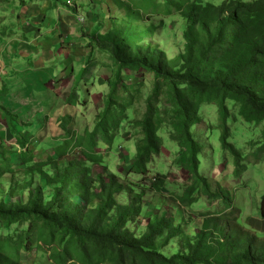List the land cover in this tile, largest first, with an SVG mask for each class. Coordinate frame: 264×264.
<instances>
[{
  "label": "trees",
  "instance_id": "16d2710c",
  "mask_svg": "<svg viewBox=\"0 0 264 264\" xmlns=\"http://www.w3.org/2000/svg\"><path fill=\"white\" fill-rule=\"evenodd\" d=\"M112 1L125 9L127 17L119 25L114 24L110 32L89 36L86 41L90 53L108 55L116 68L114 80L107 83L110 93L105 107L93 131L79 141L68 128L72 121L61 122L68 139L58 153L53 152L61 161L73 147H81L85 162L60 167L50 156L45 163L34 162L24 131L17 135L11 129L14 143L22 149L17 161L9 156L13 148L0 145V228L27 225L16 239L0 235V264H20V248L29 251L30 245L40 243L55 248L50 256L54 264H264V196L259 218L249 217L241 222L231 194L220 186L214 190L212 183L201 176L204 147L193 134L203 121L204 106L215 105L221 120V149L233 159V175L239 178L246 171L240 152L229 142L226 122L231 105L238 109L244 123L264 126V0H225L220 5L203 0ZM71 9L80 14L77 7ZM172 15L182 20L184 49L175 59L168 60L165 53L145 42L152 39L156 30L147 26L148 19ZM85 64L76 78L77 84L89 71V61ZM124 72L149 73L154 79L147 112L137 124L141 139L136 143L129 172L140 176L147 173L163 147L158 133L169 129L171 141L183 151V169L190 176V184L178 204L189 208L196 203L194 195L201 193L210 203H222L226 210L217 217L203 214L200 229L185 237L183 250L167 256L154 248L156 241L165 236L167 246L177 239L181 229L163 214L148 220L143 233L137 236L131 227L141 214L143 194L130 185L129 193L134 192L130 197L126 185L114 175L93 176L92 168L102 163L94 152L96 139L111 145L116 138L113 133L125 121L130 103H124L121 96L126 93L121 75ZM68 99L69 105L71 97ZM119 102L123 104L118 105ZM3 110L16 120L7 109ZM63 117L72 120L68 115ZM49 166L52 175L44 170ZM23 168L27 178L19 184L16 178ZM36 173L43 187L34 185ZM7 174L11 178L6 189L1 182ZM164 179H154L152 188L158 193ZM45 189H51L48 197ZM5 192L12 200H5ZM122 195H128V203L118 201Z\"/></svg>",
  "mask_w": 264,
  "mask_h": 264
},
{
  "label": "rangeland",
  "instance_id": "374dc122",
  "mask_svg": "<svg viewBox=\"0 0 264 264\" xmlns=\"http://www.w3.org/2000/svg\"><path fill=\"white\" fill-rule=\"evenodd\" d=\"M64 1L66 4L67 0ZM127 1L123 0L125 3ZM203 1L220 5L225 0ZM241 1L251 2L254 0ZM82 2L89 6L88 10ZM67 5L69 8L77 7L79 9L80 14L76 18L78 29L73 37L75 40L68 41L69 49L64 47L58 53H63L64 58L67 56L73 58L74 74H71V65L68 71L65 59L59 58L52 63L55 78L51 83L47 79L40 81L41 76L48 78L47 74H36L38 85L41 86V89L36 87L33 91L34 98L37 99L35 107L38 111L33 113L34 123H31V127L22 130L28 142V149L34 153V162L45 163L50 156L58 162L60 167L68 166L74 162H85L81 147L77 146L73 147L63 160H57L53 152L58 153L63 142L68 139L65 137L60 123L72 121L68 128L76 134L78 141L86 133H91L110 93L107 83L114 80L116 75V68L109 56L99 51L90 53L86 41L89 36L104 35L110 32L114 24L119 25L127 17L125 9L118 8L112 0H70V5ZM51 15L53 16L54 12H51ZM51 15H48L47 23L51 20L55 22ZM151 25L156 30L152 39H148L145 44L165 53L168 60L175 59L184 49L181 18L176 15L151 17L148 19L147 26ZM70 45L74 46L73 50L70 49ZM86 60L89 61V71L83 80L79 81L80 84H77L76 78L84 69ZM121 75L124 89H126V93L121 96L124 97V103L128 101L130 104L125 110V121L121 122L122 125L117 133H113L116 138L112 144L104 145L96 139L94 152L102 163L100 166L92 168L93 176L99 175L105 178L108 175H114L126 185V193L131 195L130 197L134 195V192L129 193L128 191L127 187L130 185L134 190L143 194L140 204L141 214L135 225L131 227V231L137 236L141 235V232L143 233L144 225L148 220L152 221L153 217H161L163 214L167 215L174 226L181 229L177 239L168 243L167 246L164 244L165 236L156 241L154 247L156 250H160L166 256L171 255L177 250H183L182 244L185 242V237L192 235L194 230L200 229L203 214L208 213V216L217 217L226 210L222 203H210L201 193L194 195L196 203L189 208L181 207L178 204L179 197L183 195L185 188L190 184V176L183 169L185 163L183 151L171 141L169 129L163 128L159 131L158 134L163 139V147L161 154L154 157L148 166L147 173L140 176L129 172L136 156V143L141 139L137 124L142 121L147 112V98L152 94L154 79L151 74L144 72L136 75L124 72ZM28 84L35 85L33 81ZM69 97H71V101L68 105ZM27 100H30V97ZM159 106H163L161 102ZM228 108L229 118L226 124L230 132L229 142L240 152L244 161L243 165L246 168L239 178L233 175L235 168L233 159L221 149V120L215 105L204 106L203 121L194 128L193 134L196 142L204 147L200 157L199 172L201 176L212 183L214 190L220 186L231 194L234 206L241 213L239 219L241 222H245L249 217L259 218L260 204L264 196V150L263 153L261 152V149L264 148V126L246 124L239 118L236 107L228 105ZM65 115H68L72 120L63 117ZM25 121L22 124H29L30 120L26 119ZM7 144L8 147L14 149L10 150L12 153L9 155L10 158L17 161L22 149L15 143L8 142ZM44 170L49 175L53 174V169L50 166ZM35 176L34 185L43 187V181L37 173ZM158 176L165 178L159 193L152 188L154 179ZM10 178L11 176L7 174L2 179L1 183L6 189L8 187L7 180ZM26 178L27 171L23 168L18 172L16 180L19 181V184H24L23 181ZM44 191L48 197L51 189ZM128 195L127 197L118 196V201L123 204L128 203L130 200ZM4 197L7 202L12 200L8 192L4 193ZM26 227V223L13 224L9 228L2 227L0 235L2 237L12 235L16 239V234L23 232ZM29 248L31 249L29 251L20 248V264H54L50 256L55 248H48L41 243L30 245Z\"/></svg>",
  "mask_w": 264,
  "mask_h": 264
},
{
  "label": "crops",
  "instance_id": "0c3cea01",
  "mask_svg": "<svg viewBox=\"0 0 264 264\" xmlns=\"http://www.w3.org/2000/svg\"><path fill=\"white\" fill-rule=\"evenodd\" d=\"M64 4L63 0H0V145L13 144L11 129L22 134L26 119L34 123L33 113L38 110L33 91L41 89L36 74H47L49 77L41 76L40 81L47 79L51 83L55 78L52 63L57 58L65 59L66 69L69 71L71 65L74 74L73 58H64L58 51L69 49L68 43L75 40L79 14ZM48 15L55 22L47 23ZM70 49L74 46L70 45ZM32 81L35 85L28 84ZM3 108L16 120L5 115Z\"/></svg>",
  "mask_w": 264,
  "mask_h": 264
},
{
  "label": "built area",
  "instance_id": "2783aa9c",
  "mask_svg": "<svg viewBox=\"0 0 264 264\" xmlns=\"http://www.w3.org/2000/svg\"><path fill=\"white\" fill-rule=\"evenodd\" d=\"M67 4H69L70 5V0H67ZM83 19L81 18V21H82Z\"/></svg>",
  "mask_w": 264,
  "mask_h": 264
}]
</instances>
